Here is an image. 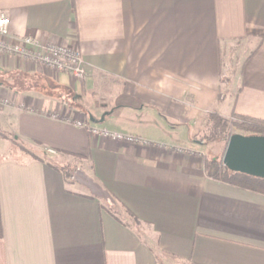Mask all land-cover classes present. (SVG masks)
<instances>
[{"label":"crops","instance_id":"1","mask_svg":"<svg viewBox=\"0 0 264 264\" xmlns=\"http://www.w3.org/2000/svg\"><path fill=\"white\" fill-rule=\"evenodd\" d=\"M0 12L10 36L72 45L86 67L76 80L0 53V128L57 163L0 156V264H264V193L206 176L195 139L212 109L264 119V0H0Z\"/></svg>","mask_w":264,"mask_h":264},{"label":"trees","instance_id":"2","mask_svg":"<svg viewBox=\"0 0 264 264\" xmlns=\"http://www.w3.org/2000/svg\"><path fill=\"white\" fill-rule=\"evenodd\" d=\"M233 113V117H226L219 113V111L209 110L201 131L196 135L195 139L200 143H206L216 140H224L227 142L229 136L236 129L240 134H259L264 135V119L257 118L251 115ZM234 128V129H233ZM35 159L43 160L50 166L57 167L55 160L44 156L38 157L33 152L27 149H22ZM203 167L206 176L213 179L235 184L246 189L264 193V178L251 176L241 172H234L227 169L220 157H203ZM64 173V176L71 178L74 173V167L64 165L59 167ZM123 215L122 218L128 219L130 222H136L137 217L132 211L126 207H120L119 210H114L112 215L119 221L123 219L118 215ZM125 216V217H124ZM2 236V223L0 217V237Z\"/></svg>","mask_w":264,"mask_h":264},{"label":"built area","instance_id":"3","mask_svg":"<svg viewBox=\"0 0 264 264\" xmlns=\"http://www.w3.org/2000/svg\"><path fill=\"white\" fill-rule=\"evenodd\" d=\"M9 22V17L0 12L1 54L18 56L24 61L39 64L47 70L66 73L76 80H82L85 77V62L78 49L67 43H43L34 36H10L8 33ZM74 124L87 128L94 136L130 144H149L142 137L98 128L90 125L86 120H76ZM49 152L54 153L51 149Z\"/></svg>","mask_w":264,"mask_h":264},{"label":"water","instance_id":"4","mask_svg":"<svg viewBox=\"0 0 264 264\" xmlns=\"http://www.w3.org/2000/svg\"><path fill=\"white\" fill-rule=\"evenodd\" d=\"M221 159L230 171L264 178V135L231 134Z\"/></svg>","mask_w":264,"mask_h":264},{"label":"rangeland","instance_id":"5","mask_svg":"<svg viewBox=\"0 0 264 264\" xmlns=\"http://www.w3.org/2000/svg\"><path fill=\"white\" fill-rule=\"evenodd\" d=\"M240 46L241 45H237V48L235 47V49H232V48L229 49V50H232L230 52L229 56H227V58H229V62H233L234 64H236L238 62V59L240 58V56H236V55L242 51V48H240ZM225 59H226V57H225ZM224 67H226V66L224 65ZM226 69L227 68L224 69V74H225L224 80H223L224 82L223 81L220 82L221 85H220L219 90H218V101H221L222 99L224 100L225 97H229L230 91H233V90H229V88H228L229 83L226 81V80L229 81L231 78L232 68L230 69V67H228V70H226ZM235 90L236 89H234V91ZM219 113H221V112H219ZM226 114H228V115H226ZM222 115H224V114H222ZM224 116L233 117V113L232 112L231 113H225ZM12 130H13L12 127L9 128V127H5L4 125H2L0 128V131L5 132L4 134H6V136H7L5 138H0V156H8V157H16V158L23 157L26 155L22 152L23 151L22 149H24V147L20 148L19 144H23L25 146H28L29 143H25V142L20 143V140L23 138L20 137L18 132H15V134H14L12 132ZM235 133H239V131L234 129L232 134H235ZM17 135H18V138H16ZM244 135H248V134H244ZM18 142H19V144H18ZM226 143L227 142H225L224 140H216V141L206 142V143H204V146L202 148H203V151L205 152V154H207L209 157L214 156V157L222 158V154L224 152ZM34 147L35 146H32L31 148H34ZM9 148H11V149H9ZM27 150H29V149H27ZM193 154L195 155L197 153H193ZM63 164L64 165H70L72 167H74V165H75L71 161H70V163H68L65 160L63 161ZM76 177H81L79 172L76 173ZM119 208H120V206H117V205L112 206V209H114V210H119ZM134 224H136V223H134Z\"/></svg>","mask_w":264,"mask_h":264}]
</instances>
